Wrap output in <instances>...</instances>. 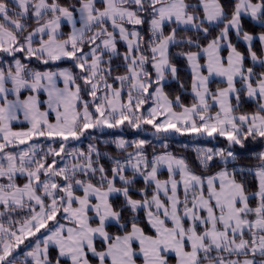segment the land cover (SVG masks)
Returning a JSON list of instances; mask_svg holds the SVG:
<instances>
[{
	"label": "snow or ice",
	"instance_id": "6c2138e0",
	"mask_svg": "<svg viewBox=\"0 0 264 264\" xmlns=\"http://www.w3.org/2000/svg\"><path fill=\"white\" fill-rule=\"evenodd\" d=\"M11 3L12 8L7 0H0V53L12 58L6 67L0 66V178L7 181L0 183V217H6L0 219V264H19L15 251L30 237L35 242L26 245L30 247L25 253L26 264H93L89 254L96 264H169L170 255H174L175 264H264V151L255 154L259 163L254 169L229 168L237 159L233 146L243 149L249 138H264V72L245 69L244 54L230 39L234 30L248 45L251 60L264 67V59L253 50L255 40L264 47V31L253 35L243 30L241 22L243 16H250L264 28V0H235L230 17L221 0H199L202 16L189 11L193 5L186 0H101V7L96 6V0H79V8L62 6L58 0ZM142 13L150 17L151 36L146 43L135 27L131 31L127 27L143 25ZM27 19L37 25L31 31H27ZM65 22L72 30L61 39ZM166 27L171 29L167 34ZM185 27L205 37L212 27L220 30L206 46H200L192 37L177 38ZM117 33L127 44L125 71L112 77V58L120 56ZM185 43L198 49L178 53L186 58L192 74L191 106L181 103L180 96L175 101L169 99L163 86L169 73L172 79H179L170 47ZM223 47L228 50L226 58L221 55ZM17 53L43 64L68 58L79 74L70 69H29ZM201 56L204 64L199 62ZM149 62L154 79L145 68ZM213 76L223 78L227 87L210 91ZM58 78L63 87L58 86ZM237 78L242 88L236 87ZM78 80L83 81V88ZM115 82L119 88L114 87ZM179 86L184 88L182 82ZM124 87L128 89L127 102L123 101ZM152 88L155 90L150 91ZM85 90L91 102L82 100ZM24 91L29 94L23 96ZM241 91L257 101L256 112L235 114ZM41 92L46 94V110H41ZM149 99L153 106L145 112L143 105ZM176 106L181 111H175ZM214 106L219 111L213 115L210 109ZM50 112L55 113V123L49 122ZM21 114L30 127L17 131L13 122ZM125 123L132 129L150 125L158 137L169 132L224 137L227 149H196L203 167L217 159L224 166L214 175H198L183 158L167 151L153 154L149 161L145 154L149 141L118 139L119 149L131 147L133 151L124 162H114L109 176L103 165L96 166L100 153L94 145H89L87 153L68 151L69 138L79 140L88 129L117 128ZM33 137H59V148L49 146L40 155L43 150L36 143L19 147ZM163 147L167 149V142ZM49 156L53 157L51 163ZM56 157H75L76 162L58 167ZM165 166L169 175L162 181L158 173ZM129 170L132 176L126 175ZM246 172L256 181L257 190L251 194L246 189ZM18 175L26 177L23 185L16 183ZM138 175L146 186L139 190L142 199L130 194ZM153 185L149 197L147 189ZM114 194L123 197L119 209L112 203ZM250 197L256 199L255 207L250 206ZM141 210L151 233L138 223ZM126 211L131 214L130 229L121 224ZM21 212L22 219L13 218ZM111 222L123 229L122 234L107 230ZM42 229L46 234L40 239L37 233ZM98 239L101 248L96 245ZM50 247L56 249L54 262Z\"/></svg>",
	"mask_w": 264,
	"mask_h": 264
},
{
	"label": "trees",
	"instance_id": "16d2710c",
	"mask_svg": "<svg viewBox=\"0 0 264 264\" xmlns=\"http://www.w3.org/2000/svg\"><path fill=\"white\" fill-rule=\"evenodd\" d=\"M9 3V7L12 8L13 5L11 3V0H7ZM58 2L66 7L69 8H77L79 5V0H58ZM187 3L193 5V8L189 9V11H196L199 15H202L200 8L198 7V1L197 0H186ZM221 3L224 5L226 12L229 14V17L231 15V12L234 7L235 0H221ZM96 6L101 7V0H96ZM142 15L145 18V23L143 25L139 26H133V25H127L129 30H132L133 27L136 28L137 31L140 32L141 36L144 38V42L146 43L151 36V33L149 31V24L148 19L150 17L147 14L142 13ZM242 27L244 31H247L253 35H258L261 31H264V28H262L257 22H253L249 17L243 16L242 17ZM25 23L28 24L27 31H31L33 28H35L37 25L34 20L27 19ZM220 27H223V25H220ZM68 27L67 25L62 26V37H65L68 33ZM109 29L111 30V26L109 23ZM171 29L169 27L165 28V34H167ZM220 28L212 27L210 34L205 37L202 33H198L195 30L191 28H183L177 33V38H187L192 37L194 40H196L200 46H206L208 41L213 39L218 33ZM26 34V33H25ZM230 39L234 46L237 48L238 51L244 54L245 60H244V66L249 68L252 67L254 69V72L256 74H259L260 72H264V67H261L259 64H252L250 62V58L248 55V48L244 43L239 40V38L236 36V33L233 31L230 33ZM117 49L120 53V56H113L112 58V66H113V72L112 77H115L117 74H123L125 71L124 68V62H123V54L127 51L125 48L124 43L118 39L117 37ZM85 51H88V46L85 45L84 48ZM197 51L198 49L196 47H189L186 43L179 45V46H171L170 47V58L171 62L176 65L178 68V80L174 79H168L164 82V91L168 95L169 99L175 101V98L177 96H180L181 103H183L185 106H191V104L194 102L193 95L190 93L191 89V72L188 70V64L185 57L178 55V53L182 51ZM253 50L256 51L257 55L260 57L262 55V46L258 40L253 41ZM227 52V48L223 47L221 50L222 56H224ZM150 55V53H149ZM16 57L21 59L23 63H25L29 69L33 70H43V71H53V70H59L62 67L70 69L74 74H79V69L75 68L74 61L64 58L59 61L55 62H49L48 64H43L40 61L36 60L34 57L31 59H25L23 53H17ZM108 55L106 54L104 56V60H108ZM12 62V58L6 56V54L0 53V66H5V63ZM120 65L119 68L116 66ZM104 67H107V64L104 65ZM146 70L152 75L153 79L155 78V71L151 66V63L145 65ZM83 88V81L78 80L77 81ZM184 84V88H180V83ZM109 83H113V80L110 78ZM225 83L222 81H216V80H210L209 83V89L212 92H215L217 89L222 88ZM115 87H120L119 82L114 83ZM237 88H242V81H237L236 83ZM154 88L150 89V91H153ZM28 92H23L22 95H27ZM40 99H43V93H39ZM82 100L91 102L92 97L88 95L87 91H82L81 93ZM128 98V89L127 87H124L123 89V101L127 102ZM153 103L152 99H149L145 105H143V110L145 111L149 106ZM232 103L234 106H236V98L235 96L232 97ZM80 107H83V104L80 105ZM45 108V105H43L42 102V109ZM94 105H90V111L94 112ZM175 111L180 110L178 106L174 108ZM212 113H215V109L212 107ZM258 110V104L257 101L254 99H250L246 95V91H241L240 93V103L239 107L236 108L235 114H251ZM13 128H26V124L23 123H17L13 124ZM154 129L151 128L150 125H143L142 129H131V128H96V129H88L86 130V133H89L87 138H80L79 140H71L70 144H74L75 141L78 142V145L80 147V150L83 152H87V146L92 144L96 147V149L99 151L100 156L98 158V165H103L105 169L108 171V175L111 176V169L114 166V162L116 160H120L121 162L124 161L127 157V153L133 151L131 147H129L127 150H121L117 147L116 143H114L113 137H123L128 140H135V139H144L146 141H149L150 143L145 145V154L147 155L149 161L151 160L153 154H160L165 151L172 153L174 156H180L183 158L186 163L188 164L189 168L198 175H211L214 174V172L220 170L224 165L217 159L213 163H211L210 167L205 168L200 164V161L198 159V153L195 151L194 148L191 146L189 147L188 143H203L208 148L212 149H227L228 148V141L226 138L221 137L219 135L214 134L213 137H203L201 139H196L193 137L191 133H187L184 135H181L179 133L169 132V133H161L159 134V137L153 131ZM153 131V132H150ZM85 133V135H86ZM113 136V137H112ZM59 141H54L56 145L59 144ZM167 142V149L163 147V144ZM55 145V146H56ZM232 150L235 152L237 159L234 162H231L229 164V168L237 167V168H244L247 169H254L256 165L259 163L258 159H256L255 154L264 151V138L257 137L255 140L249 138L247 141H245V148L241 149L239 146H233ZM97 159V157H96ZM49 160V158H48ZM130 172L128 171L126 175H129ZM240 178L239 176L237 177ZM1 181H3V178H0ZM23 180L22 177H17L16 181ZM117 185L119 184V181H117ZM145 182L143 178L136 176L134 185L131 190V195L133 198H143L139 194V190L141 188H145ZM246 189L249 194L254 193L257 190L256 187V181L252 174L246 172ZM153 188L149 187L147 189L148 195L152 194ZM112 203L114 207L117 209L120 208L122 204V198L113 195ZM257 204V201L255 198L250 197V206L255 207ZM0 211H3L2 208H0ZM23 218L24 213L21 212L19 214ZM138 223L141 227L144 228L146 232H150V228L147 225V222H145L144 219V212L141 210L138 214ZM14 219H19L18 216L14 215ZM254 218V217H252ZM0 219H6V217H0ZM131 222V214L129 212H125L123 214V219L121 220L122 224H128V227L130 226ZM111 234H120L123 232V229L119 227L116 223H110L107 229ZM99 241H96L97 247L101 248L103 247L102 242L99 245ZM24 247L22 249H17L15 251V257L17 258L19 264H26L25 261H21V256L24 252ZM50 258L55 261L56 258V249L54 247H50L49 249ZM234 257V256H233ZM232 258V257H231ZM241 258V257H240ZM259 259V257H257Z\"/></svg>",
	"mask_w": 264,
	"mask_h": 264
},
{
	"label": "rangeland",
	"instance_id": "374dc122",
	"mask_svg": "<svg viewBox=\"0 0 264 264\" xmlns=\"http://www.w3.org/2000/svg\"><path fill=\"white\" fill-rule=\"evenodd\" d=\"M6 65H7V63H5ZM41 72H43V71H41ZM163 84H164V82H163ZM154 90V89H153ZM29 93H27V95H28ZM45 97H46V94H45ZM45 97H43V99L45 98ZM128 99V98H127ZM151 106H153V103L151 104V105H149V106H146V107H148V108H150ZM47 107V106H46ZM147 108V109H148ZM214 108V107H213ZM147 109L145 110V112L147 111ZM212 109V108H211ZM210 109V113H212V111L213 110H211ZM41 110H46V108L45 109H41ZM144 111V110H143ZM54 115V117L53 118H48L49 119V122H51V123H55L56 122V116H55V113H49V116L50 115ZM27 123L26 121H24V119H23V115L21 114L20 115V118H19V120L18 121H14L13 123ZM28 124V123H27ZM28 127H30V125L28 124L27 126H26V128H17V129H14V130H17V131H19V130H26ZM117 128H119L120 130H121V128L123 129V128H125V129H127V128H131L129 125H127V123H125L124 125H121L120 127H117ZM132 129V128H131ZM153 131H155V130H153ZM153 131H150V132H153ZM88 134L89 133H86V135H84V136H82L81 138H87V136H88ZM193 135V137L194 138H196V139H201V138H203V137H206V138H209L207 135H195V134H192ZM113 137V136H112ZM213 137V136H212ZM113 138H115L114 139V143H115V141H117L118 139H124V140H126V141H128V142H132V141H135V140H138V139H135V140H128V139H125V138H123L122 136L121 137H117V136H115V137H113ZM59 139V137H56V138H49V137H33L32 138V140H30V141H28V144H25V145H19V147L20 148H25V147H27L28 145H30V144H32V143H36L37 145H39L41 148H42V150L43 151H41L40 152V155H42L43 154V152H46L47 151V149H48V147L49 146H51V147H55V148H59V144L58 145H56L55 143H53L55 140L56 141H59L58 140ZM72 139L71 138H69V141H68V151H72L73 149H78V150H80V147H79V145H78V142L77 141H75V143L72 145V144H70V141H71ZM56 145V146H55ZM92 145V144H91ZM188 145H189V147L191 146L192 148H194L195 149V151H196V149H199V148H204V149H207L208 147L206 146V145H204L203 143L201 144V143H198V142H195V143H193V144H191V143H188ZM88 147H89V145L87 146V149H88ZM81 151V150H80ZM88 151V150H87ZM87 153V152H86ZM178 157V156H177ZM180 157V156H179ZM49 158V160H48V163H51L52 162V159H53V157L52 156H49L48 157ZM56 159H57V161H58V167H64L65 166V164H67L69 167H71V165L73 164V163H75L76 161H75V157H72L71 159H68V158H64V159H61L60 157H56ZM93 160L94 161H97V159H96V155L95 154H93ZM125 161V160H124ZM124 161H122V162H124ZM96 166L97 167H99L100 165H98V163L96 164ZM166 168V167H165ZM166 171H167V168L165 169ZM129 172H130V174L128 175V176H132V172H131V170H129ZM168 172V171H167ZM167 175V176H166ZM168 175H169V173H167V174H165L164 175V180H167L168 179ZM203 176H209V175H203ZM18 178L19 177H22L23 178V180H21L20 182L19 181H16V183L17 184H19V185H23L25 182H26V177H24V176H20V175H18L17 176ZM138 177H141V178H143L142 176H139L138 175ZM177 179H179V176L178 177H176ZM41 179H43V176L41 177ZM57 179H59V178H57ZM163 181V180H162ZM7 181H6V179H4L3 178V181H1L0 180V183H6ZM62 182V181H61ZM120 184V183H119ZM117 186H121V185H117ZM151 188H154V185L151 187ZM78 194H82V193H78ZM114 195H116V194H114ZM161 197L162 198H164L163 197V193H161ZM151 196V194L149 195V197ZM180 197H181V199H183V192H181V194H180ZM122 198V200H123V197H121ZM134 199H142V198H134ZM91 215V214H90ZM16 216H18V218L20 219V215H16ZM144 219H145V214H144ZM63 222V221H62ZM145 222H146V219H145ZM50 223H52V222H50ZM112 224L113 223H115V222H111ZM122 224V223H121ZM147 225H148V223H147ZM148 227L150 228V226L148 225ZM129 229H130V227H129ZM150 230L152 231V229L150 228ZM46 234V232H45V230H41V232L40 233H37V237H39L40 239H43V235H45ZM122 234V233H121ZM98 241H99V245L101 244V240H99L98 239ZM34 242H35V238H32V237H30V238H28V240H26L25 241V244H22V245H20L19 246V249H22V247H24V252H23V255L21 256V257H23L22 258V260L21 261H25V260H27V258L25 257V253L27 252V251H29L30 250V247H27L26 245H34ZM99 248V247H98ZM17 250V249H16ZM89 256H91V254H89ZM92 260H93V264H96V262H95V259L94 258H92ZM169 264H171V263H169Z\"/></svg>",
	"mask_w": 264,
	"mask_h": 264
},
{
	"label": "crops",
	"instance_id": "0c3cea01",
	"mask_svg": "<svg viewBox=\"0 0 264 264\" xmlns=\"http://www.w3.org/2000/svg\"><path fill=\"white\" fill-rule=\"evenodd\" d=\"M198 1V5H199V0H197ZM63 6V5H62ZM77 8H79V5H78V7ZM201 10V13H202V15H203V11H202V9H200ZM77 15V20L79 19V14L77 13L76 14ZM201 15V16H202ZM246 16V15H245ZM247 17H249L250 18V16H247ZM251 19V18H250ZM252 20V19H251ZM253 21V20H252ZM254 22V21H253ZM64 25H67V23L65 22L64 23ZM77 26H79V25H77ZM67 27H68V33H67V35L71 32V26L70 25H67ZM186 28H190V27H186ZM62 31V30H61ZM131 31V30H130ZM233 32L235 33V31L233 30ZM67 35L65 36V37H62L61 36V39H63V38H66L67 37ZM117 37H118V33H117ZM46 38V37H45ZM39 39V37H37V40ZM118 39H119V37H118ZM239 40H241V42L242 43H244V45H246V47L248 48V45L241 39V38H239ZM123 43H124V45H125V48H126V50H127V44L124 42V41H122ZM222 55V54H221ZM227 55H228V50H227V52H226V54L223 56V57H227ZM249 58H250V62L252 63V64H258V63H256V62H253L252 60H251V57L249 56ZM260 58L261 59H264V47H262V55L260 56ZM68 59V58H67ZM201 64H204L205 63V58L203 57V56H201V58H200V61H199ZM187 64H188V62H187ZM245 67V66H244ZM61 69H67V68H61ZM61 69H59V70H61ZM245 69H247V67H245ZM59 70H53L52 72H58ZM188 70H190V67H189V64H188ZM38 71H43V70H38ZM50 71V70H49ZM190 72H191V70H190ZM204 74L205 75H207V71H206V69H205V71H204ZM172 77H171V74L169 73L168 75H167V77H166V79L163 81V82H165V81H167L168 79H171ZM191 79H192V74H191ZM210 80H216V81H220V82H224L225 83V85L224 86H222V88H224V87H227V84H226V81H224L223 80V78H221V77H216V76H213V77H211L210 78ZM237 81H239V78H237ZM58 86L59 87H63V82H62V79H60V78H58ZM115 87V86H114ZM118 88V87H117ZM155 90V89H154ZM153 90V91H154ZM24 92H27V91H24ZM41 93H43V92H41ZM190 93H191V89H190ZM247 95V94H246ZM25 96H27V95H25ZM43 96L45 97V93H43ZM234 97V96H233ZM46 99V97L44 98V99H41V102H43L44 100ZM209 102L211 103V97H209ZM45 108H46V105H45ZM44 108V109H45ZM214 109H215V113L217 112V111H219V109H218V107H215L214 106ZM179 111H181V109L180 110H177V112H179ZM215 113H213V115L215 114ZM54 117V115H50L48 118H53ZM18 123V122H17ZM17 123H13V124H17ZM51 123V122H50ZM23 124H26V126L28 125L27 123H23ZM19 129V128H18ZM161 154V153H160ZM177 157V156H176ZM178 158H181V157H178ZM166 167V166H165ZM165 167H162L161 169H160V171H159V173H158V178L160 179V180H164V175L165 174H167L168 172L165 170L166 168ZM219 171V170H218ZM218 171H216V172H218ZM216 172H214V174L216 173ZM214 174H211V175H214ZM167 176V175H166ZM177 177H178V175H177ZM181 192H183V188L181 187V189H180V193L179 194H181ZM162 196V195H161ZM147 222V221H146ZM130 227V226H129ZM148 233H151V230H150V232H148ZM121 234V233H120ZM115 235V234H114ZM24 256V255H23ZM21 258H23V257H21ZM236 257L234 256V257H232V259H235ZM90 259H92V257L90 256ZM95 259V258H94ZM241 259H243V257H241ZM169 263H171V264H175V257H174V255H170V258H169ZM138 264H141V262L140 261H138Z\"/></svg>",
	"mask_w": 264,
	"mask_h": 264
}]
</instances>
